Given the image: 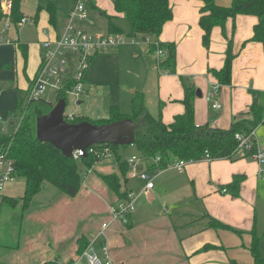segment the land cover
Here are the masks:
<instances>
[{
	"label": "rangeland",
	"instance_id": "1",
	"mask_svg": "<svg viewBox=\"0 0 264 264\" xmlns=\"http://www.w3.org/2000/svg\"><path fill=\"white\" fill-rule=\"evenodd\" d=\"M190 1L170 0V7L176 14L177 21H180L182 17H187L190 11H193ZM91 2L98 6V10L104 11L105 15L99 16V11L91 8ZM78 3L85 7L88 18L81 23L74 24L81 25L92 34L107 33L109 24L107 15L113 14L112 0H23L21 12L25 16V22L19 24L13 23L11 9L6 8L5 2H2L0 36L3 38V42L0 41V45L10 46L11 51L6 49L5 53L9 60L4 63L9 65L1 68L0 64V78H8L10 81L13 80V83L0 84V90L3 88L8 90L9 87L11 90L18 89V103L15 108L5 114L3 110L5 103L2 104V98L0 99V145L5 144L15 133L23 116H28L35 122L36 109L45 114L55 105L57 94L50 89L43 92L40 100L28 102L24 94L28 85L26 77L31 79L39 64V42L46 39L44 32H51L54 29L48 23L45 8L52 5L61 12L69 14ZM35 15L38 16L37 22L32 20ZM115 23L123 31V34H128L129 25L127 22L119 20ZM6 25H8L7 29H5ZM58 29L60 30V26ZM15 41L29 46L26 63L19 50L14 46ZM154 42V38L136 36L133 43L123 45L109 53L94 55L83 70L84 91L77 96L66 95L64 113L74 115L76 118L83 117L92 123L99 124L108 119V113L112 106H118L120 113L130 116L135 95H142L144 106L153 117L160 116L163 122H171L173 114H175V106L181 105L180 101L174 99L179 97L180 92L182 93L183 78L176 75V71L168 73L157 71L156 60L145 55V47L148 43ZM74 59L76 61L71 66V74L77 76L81 64L78 62L79 58L74 56ZM170 97L173 99L171 100ZM206 107L208 115H216L209 105ZM254 136L258 146L264 145V122L255 128ZM248 137V135L245 136L246 141H248ZM116 154L121 156L122 161H126L132 156L139 157V152L133 145L119 147ZM241 159L239 161H212L196 164L194 166L196 175L201 177V181L196 179V182L185 178L192 167L185 172L173 167L152 172L155 188L157 190L166 188V192L160 196V202L168 204L171 207L172 215L181 218L180 216L184 215L183 211L192 208L193 202L197 198V201H203L198 195L204 189H208L210 183L226 184L231 180L233 174H246L249 182H255L258 193H260L261 185L253 177L257 168L253 157ZM209 163L210 166H208ZM77 165L84 177L82 187L75 198L64 195L45 182L41 187V192L31 200L26 210H23L21 196L24 192V180L16 178L11 184L4 186L3 194L6 197H11L12 201H6V203L1 201L0 203V262L45 264L51 260H59L58 258H60L58 261L60 264H81L84 262L80 256L76 255L79 248L78 241L81 238L91 240L102 222H106L109 218V215L107 217L104 214L107 203H115L118 199L100 180L99 175L117 174L119 168L114 154L105 157L89 171L78 160ZM180 173L183 175L180 176ZM209 173L212 176L211 179L208 178ZM127 182V188L131 189L133 193L134 211L132 214H135L137 205L140 202L141 205L145 203L144 182L139 178H132ZM122 185L121 189L124 188L123 182ZM251 193L252 189L249 188L248 196ZM239 198L246 201L242 196ZM156 210V214L159 215V209ZM252 213L256 217L255 233L262 240L264 213L261 214V211H252ZM150 216L154 215L150 214ZM157 219L159 224H162L159 221L161 219ZM241 231L245 232L246 230L241 229ZM118 235L119 233L113 231L112 228L106 234V237L115 236L114 240L110 237L109 242L107 241L115 261L119 260L121 254H126L131 250L127 246L128 243H124L125 238Z\"/></svg>",
	"mask_w": 264,
	"mask_h": 264
},
{
	"label": "crops",
	"instance_id": "2",
	"mask_svg": "<svg viewBox=\"0 0 264 264\" xmlns=\"http://www.w3.org/2000/svg\"><path fill=\"white\" fill-rule=\"evenodd\" d=\"M214 1L218 6L226 7L231 4L232 0ZM190 2L193 5V11H190L187 17H182L180 21H177V16L172 10L173 19L164 25L161 33L162 37L158 39L160 42H173L176 45L175 71L176 75H180L183 78V87L182 93L180 92L179 97L174 100L181 101L184 98V87L193 89L194 92L199 91L201 96L197 97L195 93L193 100L196 125L199 126L209 123L213 127L227 129L231 125L234 117L241 116V114H245L244 116L248 117L246 114L252 103L250 90L264 94V48L262 44L258 42L250 41L245 43L246 40H249L253 35V27L257 23V18L252 15H238L234 20L230 19L225 24V33L232 39L235 57L231 65L230 82L227 85H221L218 84L212 73H210V70L219 71L223 67L227 42L221 28L215 27L211 33L209 49L206 50L203 47L201 37L202 31L198 25L199 8L202 4L196 0H191ZM90 6L94 10L99 9L95 3L91 2ZM57 11V25L55 28L52 27L54 29L51 32H44L46 37L59 32L63 27L67 13H63L59 9H57ZM98 11L99 16L105 15L104 11ZM114 15L115 12L113 9V14L107 15V18L108 16ZM35 16L32 20L37 22L38 16H36V18ZM169 25L171 26L169 27ZM59 26L60 30L58 29ZM16 42L21 43L20 41H15L14 44ZM35 47L37 48V46ZM9 48L10 46L8 45H0L1 68L8 67L9 65L4 63L9 60V57H7L5 53L7 52L6 49ZM16 49L18 50V48ZM28 49L29 46L27 45L26 58H24L19 51L25 63L27 61ZM8 51L10 52L11 50L9 49ZM38 52L41 61V48L38 49ZM145 55L151 56L156 60L153 53L147 54L146 47ZM40 61L32 78L26 77L28 85L24 91L25 97L32 83V79L39 68ZM156 69L163 73L159 66H157ZM8 83L12 84L13 80L10 81L8 78H0V84L5 85ZM214 86H218L219 88L218 101L221 108L218 110L211 108L216 114L212 116L207 114L206 106H211L206 102L205 95L209 93ZM17 91L18 89L11 90L10 87L8 90H5V88L0 90V99L2 98V104L5 103V105L3 104L5 114L16 107L18 103ZM170 99L172 100L173 97H170ZM180 104L181 105L175 106V114H173V117L184 112V106L181 102ZM3 144L4 143L1 145ZM239 160L242 159L239 158L234 161ZM219 161L229 160H217L216 162ZM200 163H208V161L188 164L183 172L188 168H192L189 174L185 175V178L193 180V182H196V179L201 181V177H197L194 167L196 164ZM208 166H210V163ZM141 167L143 170L147 169L145 166ZM149 172L152 173L154 170ZM179 175L182 176L183 174L180 173ZM234 175L245 176L244 181L240 185L241 190L237 197H232L228 189L224 187L232 178L226 184L221 182L218 184L210 183L208 189H204L202 193L198 195L203 201L199 202L197 198V200L193 202L192 208L183 211L184 215L180 216L181 218L173 216L171 207L165 202H160V196L166 192V188L157 190L154 186L149 191L144 190L146 192L144 194L145 203L141 205L140 202L137 205V211L135 214H132L133 212L131 213L128 225L115 222L112 223L106 231L107 234L109 229L112 228L113 231L119 233L118 236H123L125 238L124 243H128L127 246L131 248L126 254H121L118 261H115L108 245L110 237L114 240L115 236H107L105 243L113 264H253L252 256L248 250L252 241L251 233L255 231L254 229L256 227V217L252 211H261V214L262 212L264 213V190L262 191L264 188V180L257 177L256 168L253 177H255L261 185L260 193H258V187L255 182H249L246 174H233L232 177ZM211 177L209 173L208 178L211 179ZM127 183L126 187L123 189L126 188L125 190L127 193L133 194L132 190L127 188ZM249 188L252 189V193L248 196ZM36 196H34V198ZM240 196L246 199V201L239 198ZM109 205L110 204L107 203L106 213L104 212L107 217ZM157 208L160 212L159 215L155 212ZM150 214L154 216H150ZM162 215L163 217L161 218ZM157 218L161 219L159 221H161L162 224H159ZM212 218L229 226L232 230L242 233L238 234L222 228L211 227L210 220ZM251 223H253V225H250ZM241 229L247 232H243ZM259 251L261 257L264 259V234L262 240L260 238ZM0 264L12 263L0 262Z\"/></svg>",
	"mask_w": 264,
	"mask_h": 264
},
{
	"label": "trees",
	"instance_id": "3",
	"mask_svg": "<svg viewBox=\"0 0 264 264\" xmlns=\"http://www.w3.org/2000/svg\"><path fill=\"white\" fill-rule=\"evenodd\" d=\"M22 1L0 0V5L2 2L11 4L14 24L20 23L24 18L21 12ZM196 1L202 4L199 8L198 25L202 31L203 47L206 50L209 49L211 33L215 27L221 28L227 42L223 67L219 71L210 70L218 84L227 85L230 82L231 65L235 55L232 39L225 33V24L230 19L234 20L238 15L255 16L257 23L253 27V35L245 43L258 42L264 48V0H232L231 4L226 7L218 6L214 0ZM112 3L115 15L108 16V33L123 34L115 22L120 19L124 20L129 25L127 35L133 37L141 35L155 39L154 43L146 46V51L147 54L153 53L155 55L159 68L165 73L175 71V43L158 41L164 25L173 19L169 0H112ZM45 10L48 14L49 25L55 28L58 19L57 9L48 5ZM155 44L157 47L154 46ZM14 45L26 58L27 45L18 42ZM157 48L163 51L161 57H157L155 54ZM77 83L78 81L73 79L67 80L63 88L56 92V102L60 99L65 100L68 92ZM249 92L252 96V103L246 114L248 117H245V114L234 117L227 129L213 127L209 123L196 125L193 102L196 92L186 87H184V98L180 101L184 106V112L174 116L169 124L164 123L160 116L153 117L148 112L144 106L142 95H135L130 116L120 113L118 106H112L108 113V119L99 124H108L125 118L136 124L141 123L142 125L134 132L133 146L138 150L139 156L144 159L147 171H162L169 164L181 160L199 162L206 161L207 158L208 162L234 161L239 158L250 157L254 153L257 144L254 135L251 134L254 133L258 125L264 122V94L254 90ZM35 113L36 116L44 114L38 109ZM67 118L68 116H64L65 121L71 124L82 121L90 122L86 118H76L74 115L72 120ZM237 134L242 138L251 135L249 138L251 147L249 149L240 147L241 142L236 138ZM119 147L112 144L91 146L89 148L96 149L97 153H90L88 150L87 155L80 157L78 161L89 171L105 158L101 155L104 149H108V154H114L118 162L119 172L117 174H101L99 178L118 197V200H124L128 193L125 189H121L123 187L122 182L125 187L130 167L127 161H122L121 156L116 154ZM98 148L99 150H97ZM0 151L6 152L7 158L13 162L16 177L24 180V192L21 196L23 210H26L34 196L41 192V187L45 182L70 198H75L78 195L84 175L78 168L77 160L73 157L66 158L49 143L38 141L35 136V122L30 117H22L15 133L5 144L0 145ZM156 158L159 160L154 163L153 160ZM244 179V175H234L232 180L224 186L232 197L239 195L240 185ZM6 201H12L11 197L3 196L2 203H6ZM210 226L238 234L242 233L232 230L229 226L213 218L210 220ZM251 236L252 241L248 250L252 256L253 264H264V259L259 251L260 237L255 231L251 233ZM89 243L90 241L87 239L81 238L78 241L79 248L76 255L80 256ZM59 260H51L45 264H60Z\"/></svg>",
	"mask_w": 264,
	"mask_h": 264
},
{
	"label": "built area",
	"instance_id": "4",
	"mask_svg": "<svg viewBox=\"0 0 264 264\" xmlns=\"http://www.w3.org/2000/svg\"><path fill=\"white\" fill-rule=\"evenodd\" d=\"M2 4L0 5L1 9ZM5 7L11 9L10 3H5ZM88 15L85 7L78 3L74 10L67 14L62 29L59 32L48 35L46 39L40 43L41 48V61L40 66L36 72V75L32 79V83L28 88L26 99L28 102L40 100L43 92L46 89L53 90L55 92L61 90L67 80L73 79L78 83L68 92L71 96H77L84 91L82 75L83 70L87 65L90 57L97 54H105L118 49L119 47L133 43L136 37L121 34V33H105V34H92L86 31L84 27L74 23H81L87 20ZM24 18L20 23H24ZM8 25L5 26V29ZM3 38L0 36V41ZM3 42V41H2ZM151 44V43H148ZM154 46L157 47L155 44ZM157 57L163 55V51L159 48L155 51ZM80 62V72L77 76L71 74V66L76 61ZM218 86H214L212 90L205 95V100L208 102L212 109L218 110L221 105L218 101ZM68 116V120L73 119V115ZM252 136L254 133L251 134ZM248 137V141L250 136ZM236 138L241 142L240 147L249 149L251 146L245 137L236 135ZM90 153L96 154L97 151L93 148H88ZM86 151V154H87ZM108 149H104L101 152L102 156L108 157ZM83 152L75 151L73 158L79 160L82 157ZM257 165V177L264 180V145L256 146L254 153L251 155ZM207 157V156H206ZM159 159L153 160L156 163ZM130 171L127 174L128 179L139 178L144 182V190H151L154 187L153 178L151 173L146 169L143 170L141 166H145L144 159L142 157L132 156L126 160ZM206 161L208 159L206 158ZM193 163V161H176L173 164H169L167 168L173 167L179 171ZM15 168L13 162L7 158V153L0 151V203L3 194V188L7 184H11L16 179ZM117 204V205H116ZM133 194L128 193L126 199L116 200L115 203L109 205L108 215L109 218L106 222H102L96 235L90 240L89 245L84 249L80 255V259H83L81 264H113L109 257L108 249L106 247V231L112 223H120L126 225L129 222V218L133 210Z\"/></svg>",
	"mask_w": 264,
	"mask_h": 264
},
{
	"label": "water",
	"instance_id": "5",
	"mask_svg": "<svg viewBox=\"0 0 264 264\" xmlns=\"http://www.w3.org/2000/svg\"><path fill=\"white\" fill-rule=\"evenodd\" d=\"M196 96L200 97L199 91ZM66 102L60 99L52 109L35 119V136L40 142L49 143L66 158H72L75 151L85 157L89 147L112 144L128 146L134 143V132L142 124L122 119L108 124H93L88 121L71 124L65 121Z\"/></svg>",
	"mask_w": 264,
	"mask_h": 264
}]
</instances>
